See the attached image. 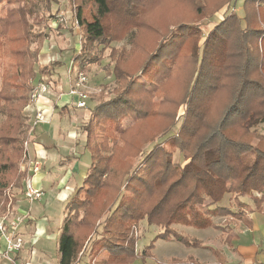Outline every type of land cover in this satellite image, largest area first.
I'll return each mask as SVG.
<instances>
[{"label": "trees", "instance_id": "obj_1", "mask_svg": "<svg viewBox=\"0 0 264 264\" xmlns=\"http://www.w3.org/2000/svg\"><path fill=\"white\" fill-rule=\"evenodd\" d=\"M68 1L81 32L71 68L99 65L109 49L114 62L106 73L117 87L115 98L100 100L79 131L91 161L80 186L66 198L74 208L58 229V264L81 261L79 255L86 256L84 264L144 263L158 240L201 249L200 240L173 227L218 229L213 217L231 216L250 227L246 210L236 213L218 203L227 194L236 201L249 196L255 208L247 211L262 212L264 135L255 127L264 124V0H243L238 9L235 0ZM1 6L15 7L0 17V202L7 186L20 182L29 85L44 74L50 79L59 74L35 70L42 35L25 20L39 8L52 12L57 1L0 0ZM217 13V22L202 32L203 22ZM127 38L129 49L111 47ZM141 83L156 84L154 95ZM154 96L161 101L153 102ZM180 107L178 133L164 138ZM130 112L139 120L125 126ZM94 123L105 127L98 146H91ZM175 150L185 155L183 166L173 162ZM142 222L161 232L138 253L134 232ZM187 261L198 264L190 256Z\"/></svg>", "mask_w": 264, "mask_h": 264}, {"label": "rangeland", "instance_id": "obj_2", "mask_svg": "<svg viewBox=\"0 0 264 264\" xmlns=\"http://www.w3.org/2000/svg\"><path fill=\"white\" fill-rule=\"evenodd\" d=\"M57 1V7H54L52 12H43L42 8L37 9L36 12L32 13L30 16L25 18L27 21L26 23L31 25L34 31H38L42 35V44L40 51L36 58L35 63V70H43V69H51L54 73L59 72V74H56L52 79H50L47 74H44L41 76V79H44L47 83H49L51 90V94L48 95L50 99L56 98L58 95L67 94L70 89V79L74 78V75L70 76L68 75V70L70 69L71 65V59L75 54L78 53V50L80 48V40H81V32L79 30V27L77 26V22L74 19L75 10L70 5L68 0H56ZM242 2V1H241ZM241 3L237 2V9L240 7ZM15 6L10 7H0V17L5 15V9H12ZM56 10V11H55ZM55 11V12H54ZM217 15H220L217 13L211 18H208L205 20V23L203 26L200 27V30L204 33L207 32V28L211 26L213 23L217 22ZM58 16H63L64 23H56ZM71 23H73V28L69 29L71 26ZM61 27V33L58 34L59 30L58 27ZM203 40L200 41L199 44H201ZM122 45H125L127 49H129V38L125 39L122 43H113L111 44L112 48H119ZM260 47V46H259ZM53 62H61L62 66L54 67ZM114 62V57L109 56V49L106 50L103 54V60L99 65H91L87 67L85 70L80 71L86 76L87 83L82 88V90L88 95V99L86 100V109H78L75 107L76 100L73 99L74 106L68 105L69 112H61L56 113V115L60 116V119L58 120V123L60 126L56 129V127L52 126V129L49 131L48 134L42 136V137H36L35 144L37 146V160L39 161L41 165L40 172L41 174H44L45 179L42 182V187L44 189V193L42 192L41 200L37 202H33L32 204L28 203L24 197H23V187L24 182L26 180V173L22 168L24 166L22 164V154H23V143H24V137L25 135H28V126L32 122V116H33V110L31 108V105L26 109L28 104L30 103L29 97L27 99V105L22 110V117L24 119L25 125L20 131V138L22 139V154L21 159L18 165V174L20 178V182L18 184L11 183L9 186H7L6 189H8L10 186L14 187V190L11 192L12 195H14L13 198V206L15 208L14 212L19 213V215H23V213H27L29 209L31 208L32 215L35 218V221H29L27 220L24 222V225L26 223H35L40 222V217H46L48 219V228H46V233L48 232V237L46 239H40L37 243L35 241H31V237L28 234H23L24 236V246L22 250H20L17 253H14L13 256L16 254V261L17 264H58L57 262V244L56 240L54 239V235L59 234V228L62 226L63 220L65 216L68 214L69 211H71L74 208V205L68 204L66 205V198L67 195L62 198L60 197L61 193L58 192V190L53 185L54 181L62 174L64 173V165H61L60 163H57L54 167L50 169L43 168L42 162L44 161V156L42 152L45 150L44 146H48L50 148L51 145L56 144L57 146L61 147L63 155V159H69L70 165L77 163L79 165L80 170L85 171L87 167L90 164L91 161V155L88 150H85L84 144H85V134L81 133L80 130L85 126L88 117H89V111L95 108V106L99 103L100 100L102 101H108L115 98L116 94L114 92L115 87H117V84L115 83L112 76H108L106 73L107 68H112ZM75 69H73V72L75 73ZM70 78V79H69ZM34 86V84L29 85L30 89L29 92H27V96L30 95L31 88ZM141 89L146 94H153L156 92L157 85L156 84H143L141 83ZM57 90V91H56ZM63 92V93H62ZM161 98L154 96L153 102H160ZM57 112V110H56ZM183 114L184 110L182 107H180L177 111L176 116V124L174 127H172L171 131L164 136V138H167L168 136H172L173 134H177L178 130L180 128V125L183 120ZM55 115V116H56ZM139 120V116L134 113L130 112L128 117L124 121L125 126H131L135 124ZM27 123V125H26ZM48 125V124H47ZM44 125H38L34 128V133H32V138L37 134L40 129L43 128ZM255 129L262 135H264V124L258 125L255 127ZM54 130V134H53ZM105 132V127L99 124L94 123L92 126V139H91V146L93 145H101L102 138ZM164 138L160 139L158 143L165 140ZM152 148V144L147 145L143 148L142 155L140 156L139 161L142 160V158L146 155L147 152H149ZM74 154H79V157L77 159L73 158ZM185 155L183 153H180L178 150H175L173 153V162L176 164H180L183 166L185 164ZM59 156V158H61ZM58 160V156L55 157V160L53 161H46L45 166H49L50 164ZM42 161V162H41ZM30 176L33 175L32 172L29 174ZM36 178V177H35ZM150 180V186L153 185L155 181V175L154 173H151L149 176ZM33 186L41 190L40 187L38 188L34 182V179L32 180ZM81 179L76 178V184L69 183L68 186L71 187L70 190H68L69 187H67L65 191L66 194L72 195L74 190L77 188H74L75 185L80 186ZM229 189H231V184H228ZM5 189V190H6ZM65 189V188H63ZM5 190L3 191L5 193ZM227 196H233V194H227ZM259 196V195H258ZM59 198V199H58ZM61 198V199H60ZM6 199V198H5ZM231 200V199H227ZM245 203H249L252 207L255 206L254 202L252 201V197L246 196V199H243ZM5 201V202H4ZM1 202L7 203L6 200H2ZM0 202V203H1ZM227 203V202H226ZM231 207H234L235 212H241L243 210L248 209V207H236V204H232V202H229ZM5 206V204H3ZM67 206V208H66ZM21 208V210H20ZM26 210L25 212H23ZM27 217V216H26ZM30 217H27L29 219ZM104 220V217L99 221L100 223ZM98 222V223H99ZM219 223V222H217ZM174 230L177 233H180L184 236H189L191 238H195L198 240H202L205 237H207V232H212L214 229H195V228H188L184 226H174ZM241 228V226L239 227ZM161 232V230L155 226H147L145 222L140 223L138 227H135L134 236L138 237V242L136 244V251L138 253L142 252V250L149 245L150 241L154 239V237ZM216 233H214L215 235ZM53 235V237H52ZM221 237V243L223 244V238L224 234H219ZM208 238H212V235H209ZM216 239V238H215ZM34 244V245H32ZM213 244H216L213 242ZM2 243H0V248H2ZM205 252L201 251L200 249H193V248H186L183 245L179 244L175 240L171 241H163L158 240L154 244V248L152 250L153 257L150 259H145L144 263H142L141 260H137L135 264H171L172 260H176L177 264H187V258L190 255L198 257L199 255H204ZM81 257L80 255L77 257V259H81V261L75 260L73 264H84L87 262V258ZM85 258L86 260H84ZM214 261H218L217 258H215ZM3 260H0V264H3ZM8 264V263H7Z\"/></svg>", "mask_w": 264, "mask_h": 264}, {"label": "crops", "instance_id": "obj_3", "mask_svg": "<svg viewBox=\"0 0 264 264\" xmlns=\"http://www.w3.org/2000/svg\"><path fill=\"white\" fill-rule=\"evenodd\" d=\"M57 91V90H56ZM63 93V92H62ZM46 99L50 100L51 103H49V106L44 105L45 101L42 99L39 102V107L46 108L49 107L51 109V117L49 119V123L47 124H41L44 125L43 128L38 131L37 136L35 135L33 138L32 133H34V129L29 132V149H30V155L32 158L38 159L37 157V146L35 144L36 137H42L49 133V131L53 127L59 128L60 122L58 120L60 119V116L56 115V113L61 112H69L68 105H70L71 102H73V99L69 98L67 94H62L61 96H57L56 98L50 99L48 96L45 97ZM53 104V105H52ZM52 105V106H51ZM65 108V109H63ZM57 110V112H56ZM56 115V116H55ZM33 118V116H32ZM58 122V123H57ZM27 125V123H26ZM35 128V127H34ZM54 134V130H53ZM24 138H27V135H25ZM44 151L42 152L44 161L42 162L43 168L50 169L57 165V163H60L61 165H64V173L62 176L58 177L56 181L53 180L55 188L58 190V192H62L60 197L62 198L69 195L66 194L64 190L68 188V190L71 189L70 186H68L69 183L76 184V178L81 179V182L83 178L85 177V171L80 170L79 165L77 163L70 165L69 159H63L62 160V151L61 147L57 146L56 144L51 145L50 148L48 146H44ZM58 156V162H54L50 164L49 166H45L47 163L46 161H53L55 160V157ZM59 156L61 158H59ZM79 157V154H74L73 158L77 159ZM88 168V167H87ZM40 172V171H39ZM36 177V178H35ZM34 182L36 186L40 189H42V192L44 193V189L42 187V182L45 179L44 174L37 173L34 177ZM78 187V185H75L74 188ZM65 188V189H63ZM60 198V199H61ZM59 199V198H58ZM227 199H231L228 200ZM243 199H246V197H240L238 200H234L233 196H227L225 195L224 198L218 203V206L226 207L235 212L234 207H231L232 205L229 204V202H232V204H236V207L238 206V202L245 204L249 209H254L249 203H245ZM227 202V203H226ZM21 210V208H20ZM24 210L23 212H25ZM32 210L31 208L27 213V217H30L27 219V221H35L34 216L32 213H30ZM205 211V210H203ZM246 218L251 221V226L247 227L244 223L237 221L233 219L231 216H225V217H213L212 221L214 224L219 226L218 229H214L212 232H207L208 235L204 239L201 240L203 247L200 249L201 251H204V255H199L198 257L189 255L192 257L196 263L198 264H249L256 261H264V203L262 205V212H248L247 209L244 212ZM40 222L35 223H26L25 226H21V232L23 234H28L31 238V241H35L36 243L40 239H46L48 237V232L46 233V228H48V219L46 217H40ZM219 222V223H217ZM241 226V228H239ZM213 229V228H210ZM209 231V228L208 230ZM214 233H216L214 235ZM219 234H224L223 238V244L221 243V237ZM209 235L213 236L212 238H208ZM227 236H229L228 239ZM53 237V235H52ZM216 238V239H215ZM57 240V235H54V239ZM213 242L217 243L213 244ZM34 245V244H32ZM215 250L217 253H213L212 251ZM188 256V257H189ZM217 257L218 261H214Z\"/></svg>", "mask_w": 264, "mask_h": 264}, {"label": "built area", "instance_id": "obj_4", "mask_svg": "<svg viewBox=\"0 0 264 264\" xmlns=\"http://www.w3.org/2000/svg\"><path fill=\"white\" fill-rule=\"evenodd\" d=\"M243 0H235V2H241ZM234 11V9H233ZM58 23H64L63 16H58ZM68 75L71 78V75H74L73 79H70V89L67 93V96L71 99H75V107L78 109H86V100L88 99V95L82 90L87 83L86 76L79 72H73V69L70 67L68 70ZM51 88L49 83H47L44 79H41L38 83H36L30 91L29 100L30 103L26 107V109L31 105L33 110V118L31 124L28 126V135L27 138H24L23 143V154H22V165L24 168V172L26 173V180L24 182L23 187V197L24 199L32 204L33 202H37L41 200L42 191L36 189L33 186L32 180L33 177L39 173L41 169V165L39 161L35 158H32L30 155L29 149V132H31L34 127L49 123V119L51 117V109L49 107L41 108L39 107L40 100H44L46 106H49L50 100L46 99L48 95L51 94ZM61 96V95H59ZM53 105V104H52ZM51 105V106H52ZM71 106H74L73 102L70 103ZM30 172L33 173L30 176ZM14 190L13 186H10L5 190L4 199L6 198L7 203H0V209L4 206V211L0 214V243H2V248H0V260H3V264H17L16 255L13 256L14 253L22 250L24 246V236L21 232V226L27 220V214L19 215V213L14 212L15 208L13 206V198L14 195L11 192ZM249 264H264V261H256Z\"/></svg>", "mask_w": 264, "mask_h": 264}]
</instances>
